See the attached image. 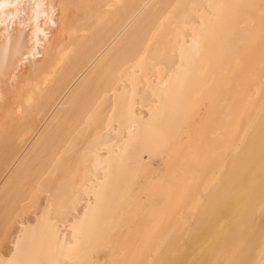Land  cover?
<instances>
[{
	"label": "bare ground",
	"instance_id": "1",
	"mask_svg": "<svg viewBox=\"0 0 264 264\" xmlns=\"http://www.w3.org/2000/svg\"><path fill=\"white\" fill-rule=\"evenodd\" d=\"M0 264H264V0H0Z\"/></svg>",
	"mask_w": 264,
	"mask_h": 264
},
{
	"label": "rangeland",
	"instance_id": "2",
	"mask_svg": "<svg viewBox=\"0 0 264 264\" xmlns=\"http://www.w3.org/2000/svg\"><path fill=\"white\" fill-rule=\"evenodd\" d=\"M174 30L172 29H168V33L171 36V33ZM170 41L172 42V39H170ZM171 42H169L171 44ZM262 44V41H255L253 43V45L251 46H245L238 54L236 61L238 64H248L250 63V61L252 60V51H255L257 49H259V46ZM243 56V57H242ZM242 57V58H241ZM241 58V59H240ZM237 69V65L233 62L230 61V66L227 70V72L224 74V76L220 79H218L216 81V84L214 83V85L212 86L213 89L211 90H207L204 94V96H208L210 97V101L208 103V109L207 112H205V116L203 118V120H201L197 125H194V129L196 128L197 130H199L203 125H205L207 123L208 120L211 119V114L213 112V107H215L216 103H219V100H223L226 98L225 95L223 97V92L225 93V87L224 85L226 84V79L229 78V74L233 71H235ZM237 74V73H236ZM204 99V98H203ZM200 102V100H198ZM183 127H180L178 130H182ZM187 138L185 137V139L182 141V144H184V146L186 145L187 142H185Z\"/></svg>",
	"mask_w": 264,
	"mask_h": 264
}]
</instances>
